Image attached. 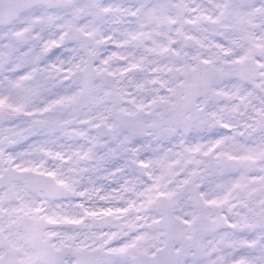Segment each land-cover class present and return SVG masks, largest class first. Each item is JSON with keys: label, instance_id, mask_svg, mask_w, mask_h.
<instances>
[{"label": "snow or ice", "instance_id": "obj_1", "mask_svg": "<svg viewBox=\"0 0 264 264\" xmlns=\"http://www.w3.org/2000/svg\"><path fill=\"white\" fill-rule=\"evenodd\" d=\"M0 264H264V0H0Z\"/></svg>", "mask_w": 264, "mask_h": 264}]
</instances>
